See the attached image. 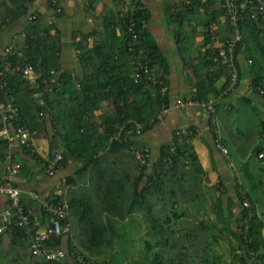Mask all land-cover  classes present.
<instances>
[{
  "label": "trees",
  "instance_id": "16d2710c",
  "mask_svg": "<svg viewBox=\"0 0 264 264\" xmlns=\"http://www.w3.org/2000/svg\"><path fill=\"white\" fill-rule=\"evenodd\" d=\"M33 1L17 0V14L10 18L26 14ZM127 2L125 12L110 8L100 12L93 18L90 34L77 38L76 43L72 38L79 52L80 74L60 69L58 41L49 35V13L30 17L31 27L0 56L5 82L0 101L12 97L16 109L11 126L27 128L34 137L45 139L47 146L44 156L31 147H19L23 155L18 174H29L30 161L35 163L53 184L42 199L67 205L64 223L70 229L53 238L55 247L75 252L83 264H113V248L124 244L121 240L127 236L122 227L131 221L139 245L134 247L138 259L133 264H264V16L258 15L256 22L247 16L251 5H264V0H248L247 9L234 24L229 0H173L165 10L189 92L195 100L214 99V112L208 115L209 124L213 117L216 126L210 124V133L223 164L215 172L205 170L192 148L195 133L190 129L186 134L174 130L157 159L151 160L149 146L141 138L162 121L157 117L159 111L172 107L177 98L169 99L168 61L146 29L149 13L143 0ZM49 6L51 12L55 10L50 2ZM130 20L135 40L128 31ZM236 33L241 39L235 44L232 67H228L217 50L206 47H211L215 37L226 48ZM88 37L93 38L90 46ZM196 37H201V43L186 53L183 44ZM101 41L105 42L101 45ZM137 61L147 64L152 79L140 73L135 80ZM23 64L34 68L35 81L24 78ZM234 73L235 86L222 94ZM242 78L248 79L249 92L238 95ZM233 96L236 103H232ZM247 108L254 122L249 125L238 117ZM119 131V137L110 141ZM218 145L226 149V155ZM6 149L7 143L0 141V153ZM136 152L146 156L144 164ZM57 153L59 160L49 165ZM240 170L242 178L237 176ZM209 178L216 181L208 187L207 197L202 181ZM24 198L25 209L39 208ZM203 202L195 218H187L189 211L197 210L193 205ZM185 218L188 225H181ZM54 220L46 212L36 213L28 229L34 234L51 228ZM0 238V258H5L0 264L38 262L20 228ZM59 264L78 263L66 259Z\"/></svg>",
  "mask_w": 264,
  "mask_h": 264
},
{
  "label": "crops",
  "instance_id": "0c3cea01",
  "mask_svg": "<svg viewBox=\"0 0 264 264\" xmlns=\"http://www.w3.org/2000/svg\"><path fill=\"white\" fill-rule=\"evenodd\" d=\"M16 1L17 0H0V56L4 48L15 45V43H17L22 36H24L25 30L31 27L29 25L30 17L33 15L35 17L37 15L44 16L49 13L51 14L49 20L51 30L49 35L57 38L58 41V46L60 48V69L62 71H70L77 74H80L82 69L78 59L79 52L75 48L76 44H74L76 43V39L92 32L93 25L96 21L93 18L97 17L100 12H104L109 8L114 9L115 12H125L126 6L128 5L127 0H34L33 3L29 5L26 14L19 15L18 18L15 19H11L12 16H16L17 14L14 7V3ZM49 2L55 8L52 12V7L49 6ZM172 2L173 0H143V5L149 13V20L146 29L168 61V92L170 101H173L180 96H185L190 90V84L186 80L178 47L167 28L165 10ZM9 20L10 22L8 23ZM6 22L8 24H4ZM41 25L44 24L38 25L39 28L43 27ZM32 30L31 32L33 33L34 31ZM106 32L109 31L106 30ZM115 32L117 36L120 35L118 29H115ZM156 36H160V41L155 39ZM73 37H75L74 43L72 39ZM92 41L93 38L88 37L89 46ZM104 42L105 41H101V45ZM200 43L201 37L190 39L189 47L193 50ZM238 59L239 64L243 66L244 60L240 58ZM222 82L223 81L220 80L216 83V85L219 86ZM247 83L248 79L241 80L239 91H237L238 95L248 94L249 91L246 87ZM232 103H236V96L232 97ZM177 129H190L195 133L191 140L192 148L203 162L205 170H208L207 168H209L211 169L210 172H215L216 167H220L221 165L223 166L222 157L213 147L208 112L206 110L193 107H189L184 110L171 108L168 115L162 119L160 123L155 125L153 129L142 136V142L148 144L149 146L152 161L157 159L160 147L171 139L172 133ZM32 144L34 151H36L39 155L44 156L47 147L46 140L38 139L33 135ZM17 152H20V154H17ZM10 153L11 160L14 159V156H16V159L14 160L21 164L20 156L23 155V152L19 148L13 147L10 149ZM28 170H31L29 174L27 171H23L21 174H18V172L13 179V183L24 193L35 192L40 196H44L43 194H46V192L52 188V180L49 178L46 179L44 175L40 173L41 171L39 166L35 163L31 164V161L29 163ZM225 170L229 171L230 169L227 168ZM67 173L68 172L66 171V174ZM3 178L6 179L7 176L2 166L0 169V180H3ZM208 183L211 185L210 178L209 180L207 179V181L205 180V184L207 185ZM228 183L231 185V181ZM23 197L28 200L27 195H23ZM7 206L8 200L0 195V211L6 209ZM224 209H226V206H224ZM0 246H3L1 238ZM1 259L2 258H0V260Z\"/></svg>",
  "mask_w": 264,
  "mask_h": 264
},
{
  "label": "built area",
  "instance_id": "2783aa9c",
  "mask_svg": "<svg viewBox=\"0 0 264 264\" xmlns=\"http://www.w3.org/2000/svg\"><path fill=\"white\" fill-rule=\"evenodd\" d=\"M238 1L239 0H229L228 6L231 12L230 19L232 20V24L235 23L238 15L245 12V9H247L246 4L248 3V0L247 2L244 1L241 4H238ZM249 11L250 12L247 16H249L250 20L252 19L253 22H256L258 20V15L264 16V5L261 4L258 7L251 5ZM244 15L246 16V14ZM133 28V21L130 20L128 24V31L132 33V40H135L136 35L134 34ZM212 29H214V27H212ZM214 38L215 37H212L211 47L206 48L212 51L217 50L218 57L227 63L228 67H232L235 44L241 39V37L238 33H236L235 38L228 42L226 48L221 47ZM206 48H202V51ZM244 49L245 46L243 45L242 50ZM18 56L20 57L19 53ZM21 70L26 80L33 82L38 77L34 72V68L30 66V64H23ZM140 73L146 77L149 76V79H152L150 72L147 69V64L145 62L137 61L135 80L140 77ZM2 79H4V74L0 72V89L5 86V82L4 80L2 81ZM236 82L237 77L234 73L231 77L229 85L225 88L222 94L233 89ZM12 101V97H9V101H0V141H5L7 143V149L0 153V169L3 166L7 176L6 181H8L0 184V195L8 200L7 208L0 211V233L12 232L15 227L20 228L23 232L26 243L28 244L31 255L38 260L35 264H42L43 262H47V264H59L60 261L66 259H71V261L75 260L78 264H83L75 252L71 251L67 253L60 247H55L54 245L55 242L53 238L59 237L61 234H67L70 229V224L68 222L64 223V219L68 215L66 211L67 205L64 202H60L59 205L50 204L48 201L43 200L42 197L35 192L24 193L19 187L11 184V181L13 182L14 177L20 171L21 164L17 161L11 160L10 149L13 147H31V149H33V133L23 126L12 127L10 124V121L13 119L16 111V109L12 106ZM213 102L214 99L212 98L207 101L195 100L191 91L184 98H177L172 107L162 108L157 117L159 120L164 119L168 115L171 108L184 110L189 107L203 109L212 114L214 112ZM210 124L216 126V121L213 117L210 120ZM138 130L139 127L137 128V132ZM119 133L120 131L116 135L111 136L110 141L119 137ZM178 133L186 134L187 130L181 129L176 134ZM215 133L218 135L217 130H215ZM217 148L220 149L223 155H226V149L224 147L218 145ZM136 157L139 159L141 164L145 163V161H143V157L146 156L142 152H136ZM59 158L60 155L56 154L50 164H53L55 161L59 160ZM23 195H27L29 200L38 203L39 208L36 210L33 208L25 209L24 204L21 202ZM41 212H46L52 216L53 220L55 219L53 225L51 228L35 230L34 234H31L28 229V223L31 220V217H35L36 213L38 214ZM37 223L38 222L36 221L35 224L37 225Z\"/></svg>",
  "mask_w": 264,
  "mask_h": 264
},
{
  "label": "rangeland",
  "instance_id": "374dc122",
  "mask_svg": "<svg viewBox=\"0 0 264 264\" xmlns=\"http://www.w3.org/2000/svg\"><path fill=\"white\" fill-rule=\"evenodd\" d=\"M155 39L160 41V36H158V37L156 36ZM162 41H163V38H162ZM183 46L186 47L185 52L188 53V49L190 46V40H188L186 43H184ZM242 79L246 80L245 78H242ZM238 117L241 118V120L243 122H247L248 125L251 123H254L251 119V110L249 108L245 109V111L243 113L241 112ZM234 118L236 119V117H234ZM246 124H245V127H248V125H246ZM219 133H220V136L224 137V133H223V130L221 127H219ZM241 171L242 170L237 172V176L240 175L239 178H242V172ZM205 180L206 179H204L202 181L204 183V185H206ZM214 182H215V179L210 178L211 185H209V183H208L206 186V196L207 197H209V194L211 193V190H209L208 187L212 186V184ZM205 203L206 202H203L200 205H199V203L194 204L193 207L197 210L192 209L191 211H189V213H188L189 216L187 218H189V217H191L192 219L195 218V215H196L195 212H197L199 209L201 210L204 207ZM187 218H185L184 220L182 219L180 224L183 225V223H185V225H188L189 222L187 221ZM122 231H124V233L126 234L127 237H126V239L121 240L124 243L122 246H121V244H119V245L116 244L114 246L113 250H114V253L116 256L114 257L115 261L113 262V264H133V262H136L138 259L137 248H136V250L134 249V247L136 245H138V243L136 242L137 241L136 240V236H137L136 228H135L133 222L128 221V223L122 227ZM122 248L124 249L123 253H121ZM3 260L4 259H1L0 262H3ZM4 264H6V262H4Z\"/></svg>",
  "mask_w": 264,
  "mask_h": 264
},
{
  "label": "clouds",
  "instance_id": "9594fccd",
  "mask_svg": "<svg viewBox=\"0 0 264 264\" xmlns=\"http://www.w3.org/2000/svg\"><path fill=\"white\" fill-rule=\"evenodd\" d=\"M33 151H34V150H33ZM57 154H58V153H57ZM52 161H53V160H52ZM52 161H51V162H52ZM51 162H49V165H50Z\"/></svg>",
  "mask_w": 264,
  "mask_h": 264
}]
</instances>
